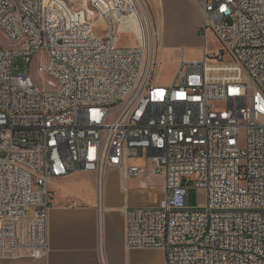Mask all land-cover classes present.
Segmentation results:
<instances>
[{
	"label": "built area",
	"instance_id": "2783aa9c",
	"mask_svg": "<svg viewBox=\"0 0 264 264\" xmlns=\"http://www.w3.org/2000/svg\"><path fill=\"white\" fill-rule=\"evenodd\" d=\"M138 1L0 0V257L48 253L55 180L95 172L100 184L115 170L127 192L150 170L164 176L162 207L124 209L128 249L163 250L167 264H264V0H203L202 31L221 52L189 61L182 50L168 86L154 81L159 33ZM134 14L138 45L122 48ZM19 59L47 89L16 74Z\"/></svg>",
	"mask_w": 264,
	"mask_h": 264
},
{
	"label": "crops",
	"instance_id": "0c3cea01",
	"mask_svg": "<svg viewBox=\"0 0 264 264\" xmlns=\"http://www.w3.org/2000/svg\"><path fill=\"white\" fill-rule=\"evenodd\" d=\"M128 181L133 186L137 180ZM141 187L147 188L144 180ZM51 188L55 196L49 217L48 253L41 259L0 264H167L163 250L127 248L123 211L140 208L141 204L128 188L123 192L122 183L120 192L105 191L104 183L100 189L95 172H76L58 179ZM148 252L160 254L152 260Z\"/></svg>",
	"mask_w": 264,
	"mask_h": 264
},
{
	"label": "rangeland",
	"instance_id": "374dc122",
	"mask_svg": "<svg viewBox=\"0 0 264 264\" xmlns=\"http://www.w3.org/2000/svg\"><path fill=\"white\" fill-rule=\"evenodd\" d=\"M76 7H86V3L91 0H70ZM142 0L138 1L141 9L149 14L153 21L159 36L156 41L157 61L159 62L154 81L157 85L168 86L173 81L179 65V56L182 50L186 52V58L189 61L203 60L206 49L208 55H215L221 52V44L216 35L208 30L202 31L204 23L203 17V0ZM146 7V8H145ZM90 13L93 14L91 9ZM122 26L119 33V45L122 48L133 47L138 43L136 34L139 33L138 16L134 14ZM129 27V28H125ZM131 29V30H130ZM107 28L103 21L96 24V32L104 36ZM136 33V34H135ZM0 43L9 47L5 34L0 30ZM214 61V60H210ZM16 74L31 75L33 80L40 88L48 87L43 82V77L38 73L37 64L27 66L23 59H19L16 64ZM54 91V87L48 88ZM130 164L142 165V161H131ZM135 185L131 186L129 181L126 187L131 191L133 196L140 198L141 208L160 209L163 203L162 187L164 186V176L153 175L149 170V175L142 179H136ZM147 183V188L143 189L142 181ZM57 181V180H55ZM54 181V182H55ZM103 183L100 187L102 188ZM105 191L114 189L120 192L121 177L120 172L110 171L104 180ZM122 193V192H121ZM125 195V194H124ZM138 201V199L136 198ZM206 204V194L202 190L191 189L189 191V205L200 208ZM149 257L153 260L159 257L160 252H148ZM29 252H21L16 257L1 258L0 261L18 262L21 260H35Z\"/></svg>",
	"mask_w": 264,
	"mask_h": 264
},
{
	"label": "bare ground",
	"instance_id": "6f19581e",
	"mask_svg": "<svg viewBox=\"0 0 264 264\" xmlns=\"http://www.w3.org/2000/svg\"><path fill=\"white\" fill-rule=\"evenodd\" d=\"M122 30V29H121ZM103 183V182H102ZM100 185H101V183H100ZM100 189H102L101 187H100Z\"/></svg>",
	"mask_w": 264,
	"mask_h": 264
}]
</instances>
